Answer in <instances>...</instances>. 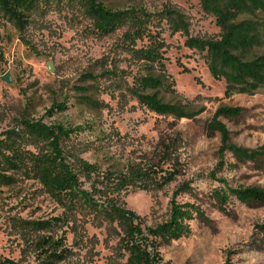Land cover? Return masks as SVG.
<instances>
[{
  "label": "rangeland",
  "instance_id": "1",
  "mask_svg": "<svg viewBox=\"0 0 264 264\" xmlns=\"http://www.w3.org/2000/svg\"><path fill=\"white\" fill-rule=\"evenodd\" d=\"M96 1L116 9L143 8L152 14L151 28L166 44L165 70L172 81L161 95L165 100L192 103L201 112L175 118L147 109L129 93L121 100L118 91L111 97L106 87L109 81L100 77L95 82L86 74L99 75L116 66L125 70L124 79L130 83L141 71L129 59L130 54L122 50L126 26L100 35L85 0H37L23 30L0 17V132L21 128L26 119L83 125V130L62 138L61 144L101 170L122 169L132 162L156 163L166 168L178 161L175 179L161 188L121 193L126 207L142 216L146 225L168 218L174 193L177 201L193 202L202 210V217L190 220L188 235L159 244L163 261L264 264V202L246 204L229 194L228 201L219 207L212 194L225 185L264 189V158L239 161L227 151L219 167L221 136L210 126L219 106L238 107L237 116L219 117L229 131L230 142L264 151V89L228 93L225 80L210 74L205 52L185 45L189 36L208 39L220 32L215 17L202 8L199 0ZM169 10L179 13L184 21L178 31L172 30ZM243 17L259 23L262 43L256 51L264 52V11ZM6 73L11 77L9 82L1 77ZM83 95L101 103L86 104ZM54 103L65 107L47 113ZM28 147L34 149L33 145ZM13 176L12 182L0 184V259L10 258L18 264H106L111 253L109 245L114 240L104 242L103 227L87 223L83 231L78 226L81 234L74 239L70 220L59 222L49 231L31 232L19 225V220L62 216L64 210L36 179L19 172ZM83 187L89 188V182H84ZM41 234L61 237L71 251L53 263L44 261L32 243Z\"/></svg>",
  "mask_w": 264,
  "mask_h": 264
},
{
  "label": "trees",
  "instance_id": "2",
  "mask_svg": "<svg viewBox=\"0 0 264 264\" xmlns=\"http://www.w3.org/2000/svg\"><path fill=\"white\" fill-rule=\"evenodd\" d=\"M85 1L87 12L100 35H107L126 26L122 36V50L129 53V59L141 68L130 83L124 79L125 70H118L116 66L104 69L99 75L86 74L89 80L97 82L102 77L109 81L106 87L111 97H115L118 91L121 100L129 93L140 105L158 114L182 118L201 112V108L195 109L192 103L177 99L165 100L161 95L172 81L165 70L166 44L159 32L151 28L153 22L150 12L138 7L116 9L96 0ZM199 2L207 13L215 17L220 32L217 37L208 39L189 36L185 39V45L205 52L204 58L210 74L216 79L225 80L228 93H253L264 89V52L256 51V47L262 43L260 25L253 18H241L257 10L264 11V0ZM36 4L37 0H0V17L7 19L18 30H23L29 24L30 12ZM168 17L173 31L180 30V25H184L179 13L169 10ZM2 56L0 44V60ZM82 100L89 105L101 103L89 95H83ZM64 107L65 104L54 103V107L47 113ZM239 111L238 107L221 105L210 123L211 128L221 136L219 167L223 166V157L227 151L239 161H259L264 158L262 150L247 149L230 142L229 131L219 117H235ZM84 127L26 119L21 128L17 126L0 132V184L12 182L16 172L32 177L64 210L62 216L19 220L18 224L36 232L49 231L59 222L70 220L74 239H77L81 234L78 226L86 231L85 225L90 223L94 227L104 228L105 243L114 240L109 245L111 253L107 256L106 264H170L163 261L159 244L188 235L191 232L190 220L202 217V210L193 202L177 201L174 193L168 218L153 226L146 225L142 216L126 207L121 193L161 188L175 179L179 172L178 161L171 162L166 168L156 163L132 162L122 169L101 170L97 164L73 154L61 144L62 138H70ZM30 145L34 149L29 148ZM84 182H89V188L83 187ZM212 194L219 207L228 201L229 194L246 204L264 202V189L260 187L231 188L225 185V188L216 189ZM261 228L264 229V226ZM60 238L55 239L52 234H41L33 240V247L41 253L40 256L43 255L44 261L53 263L71 251ZM0 264L18 263L4 258L0 259ZM225 264L232 263L228 260Z\"/></svg>",
  "mask_w": 264,
  "mask_h": 264
},
{
  "label": "water",
  "instance_id": "3",
  "mask_svg": "<svg viewBox=\"0 0 264 264\" xmlns=\"http://www.w3.org/2000/svg\"><path fill=\"white\" fill-rule=\"evenodd\" d=\"M49 68H52V66L51 65H49ZM2 77V79H4V80H6V81H10L11 80V77L9 76V74H4V75H2L1 76Z\"/></svg>",
  "mask_w": 264,
  "mask_h": 264
}]
</instances>
